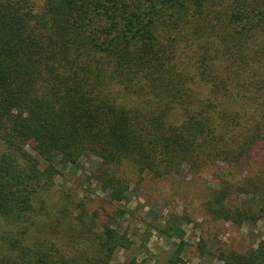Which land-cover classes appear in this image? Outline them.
Returning a JSON list of instances; mask_svg holds the SVG:
<instances>
[{
    "label": "trees",
    "instance_id": "16d2710c",
    "mask_svg": "<svg viewBox=\"0 0 264 264\" xmlns=\"http://www.w3.org/2000/svg\"><path fill=\"white\" fill-rule=\"evenodd\" d=\"M0 147V264H178L180 216L125 206L145 176L214 170L205 213L255 222L264 186L231 204L228 176L264 160V0H0ZM206 251L264 264L262 239Z\"/></svg>",
    "mask_w": 264,
    "mask_h": 264
},
{
    "label": "rangeland",
    "instance_id": "374dc122",
    "mask_svg": "<svg viewBox=\"0 0 264 264\" xmlns=\"http://www.w3.org/2000/svg\"><path fill=\"white\" fill-rule=\"evenodd\" d=\"M80 163L85 168L86 162L80 160ZM82 167L81 170L75 172L74 176L70 169H66L55 177L53 191H50L48 200H46L47 206L52 204L59 190L67 189L78 174L82 175ZM261 169L263 170L260 173L259 170ZM219 178H223V176L210 169L198 174L184 172L169 175L162 179H151L145 176L141 186L134 190L133 195L125 202V206L127 208L136 207L134 213L140 217L143 216L141 212H146L150 207L153 208L152 214L155 215L163 216L166 212L171 211L180 216V224L186 244L182 248V260L178 264H220L212 255L207 253L206 249L213 251L221 248L243 251L254 246L258 239L264 240V215L251 224L242 223L239 226L220 219L211 220L205 213L202 202L210 189L218 188ZM228 178L230 180L228 189L231 204H242V201L245 200L244 189H248L252 183L264 186V160L256 154L248 155L241 167L232 169V174ZM98 192L91 191L89 193L92 198H95L94 202L89 201V210L99 201L97 194L100 192ZM147 220L150 218L148 217ZM138 226L142 230L143 225ZM200 238L205 240L206 249L199 256L196 245ZM146 246L150 254L159 253L162 249L167 248L163 239L157 237L154 231L150 232ZM121 259V251H116L112 263L120 262Z\"/></svg>",
    "mask_w": 264,
    "mask_h": 264
}]
</instances>
